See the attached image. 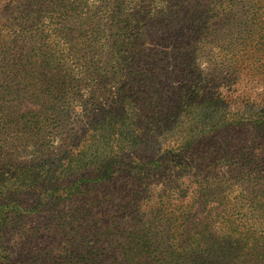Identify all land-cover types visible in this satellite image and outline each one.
I'll return each instance as SVG.
<instances>
[{
    "label": "rangeland",
    "instance_id": "obj_1",
    "mask_svg": "<svg viewBox=\"0 0 264 264\" xmlns=\"http://www.w3.org/2000/svg\"><path fill=\"white\" fill-rule=\"evenodd\" d=\"M0 9V216H19L7 225L13 230L21 226L27 240L40 228L36 243L41 248L58 241L47 232L46 213L33 224L21 217L29 205L42 202L49 185L81 180L82 169L70 172L54 163L77 142L87 119L119 93L153 96L152 76L136 85L132 78H143L144 68L166 73L175 87L182 84L178 75L184 70L203 96L210 90L232 92L240 101L260 103L264 98V0H0ZM121 34L140 37L143 52L136 57L137 66L130 67V45L116 53ZM155 83L166 93L162 80ZM190 117L192 123L207 121L204 113ZM254 177L224 164L174 158L135 179L117 171L108 185L113 204L102 224L109 223L113 234L99 240L93 221L83 217L62 238L71 249L90 242L104 252L110 240L129 241L138 264H227L223 259H235V246H242L247 235L234 217L214 228L211 220L232 213L231 208L245 209L241 196L259 188ZM120 182L133 188L121 193ZM83 230L90 231L87 240ZM20 231H0V243L18 248ZM202 232H214L209 236L219 241L226 236L238 241H230L222 256L213 258L209 249L192 243L204 237Z\"/></svg>",
    "mask_w": 264,
    "mask_h": 264
},
{
    "label": "trees",
    "instance_id": "obj_2",
    "mask_svg": "<svg viewBox=\"0 0 264 264\" xmlns=\"http://www.w3.org/2000/svg\"><path fill=\"white\" fill-rule=\"evenodd\" d=\"M5 8L2 11H7ZM232 17L225 19L229 21ZM139 39H134L133 35H122L115 43L116 53L124 44L130 45V67L138 65L136 57L143 52ZM151 62L156 63L155 56ZM141 64L144 68L145 64ZM239 66L234 70L238 71ZM144 71L146 75L143 78L142 74L132 78L136 85L152 76L156 90L153 96L144 94L131 98V95L119 93L107 107L87 119L82 133L76 136L77 142L54 163V166L61 165L70 172L74 168L78 171L82 169L81 180L65 187L63 183L56 182L54 187L49 185V191L42 193V202L29 205L26 215L21 217L24 223L33 224L38 222L40 213L44 211L49 228L47 232L54 234L58 241L50 244L49 248H41L36 243L40 228L29 235L32 240H27L21 226L13 230L7 225L8 220H18L19 216L17 219L0 216V231L3 233L21 229L18 248H13V244L7 246L8 243H0V264H138L136 248L129 246V241L119 238L110 240L111 243H106V246L111 247L104 252L99 244L90 242H83L79 250L71 249V243L62 237L67 236L75 221L84 222L83 217L93 221L99 240L102 235L111 236L113 228L109 223L104 227L102 224L106 223V214L109 215L108 206L113 204L108 185L114 181L115 173L130 172L135 179L141 173L148 174L170 164L171 158L186 163L224 164L231 169L245 171L248 176H255L253 185L259 187L257 191H246L247 194L241 196L242 200L245 198L247 207L243 210L231 208L232 213L215 215L211 222L214 228L218 226L217 222H228L230 217H234L238 229L247 235L241 238L247 239L242 246H235L238 250L235 259H223L225 263L264 264V98L260 103L240 101L231 97L232 92L227 95L210 90L203 96L197 86L190 85L186 80L184 70L179 71L178 79L182 80V84L177 87L170 85L166 73L151 72L145 68ZM157 79L166 85V93H162L156 85ZM199 98L202 99L198 101ZM203 113L206 122L200 118L193 123L190 121L191 114ZM99 131L104 132L103 135L98 136ZM102 136L105 137L100 145ZM37 173H42V170L38 169ZM132 188L133 184L120 182L118 191L123 193ZM208 216L210 214L207 213L205 217ZM204 227L208 229V222ZM83 234V239L87 240L90 231L83 230ZM201 235L204 237L193 239L192 243L209 249L213 258L221 257L230 246V241H238L228 236L219 241L211 237L214 232H202ZM207 237L211 238L208 242ZM66 242L68 247L60 245Z\"/></svg>",
    "mask_w": 264,
    "mask_h": 264
}]
</instances>
